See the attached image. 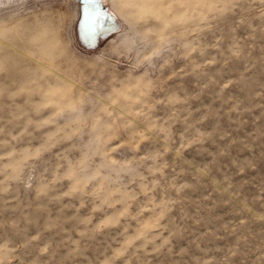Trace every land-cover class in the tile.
I'll return each instance as SVG.
<instances>
[{"label": "rangeland", "instance_id": "1", "mask_svg": "<svg viewBox=\"0 0 264 264\" xmlns=\"http://www.w3.org/2000/svg\"><path fill=\"white\" fill-rule=\"evenodd\" d=\"M102 3L0 0V264H264V0Z\"/></svg>", "mask_w": 264, "mask_h": 264}, {"label": "water", "instance_id": "2", "mask_svg": "<svg viewBox=\"0 0 264 264\" xmlns=\"http://www.w3.org/2000/svg\"><path fill=\"white\" fill-rule=\"evenodd\" d=\"M82 8L84 3H95L93 5V11L91 8V13L88 16V9H86L85 14L82 11L80 19L77 23V36L79 40L89 48H93L97 45L98 40L105 35L102 34V31L105 27H109V33L106 36L110 35V33L116 31L119 28L118 22L115 18L107 12L108 10L104 7L102 0H80ZM83 10V9H82ZM88 16L89 18H86ZM97 35H99L97 37ZM105 36V37H106ZM104 37V38H105ZM103 39V38H102Z\"/></svg>", "mask_w": 264, "mask_h": 264}, {"label": "bare ground", "instance_id": "3", "mask_svg": "<svg viewBox=\"0 0 264 264\" xmlns=\"http://www.w3.org/2000/svg\"><path fill=\"white\" fill-rule=\"evenodd\" d=\"M102 1H104V0H102ZM145 0H142V2H144ZM93 5H95V3H84L83 2V6H82V8H81V14H82V11L84 12V14H85V11H86V9H88V16H89V14L91 13V8L93 7ZM83 9V10H82ZM92 11H93V8H92ZM108 12V11H107ZM81 14H80V16H81ZM110 15V14H109ZM88 16H86V18H89ZM80 19V18H79ZM107 32L109 33V27H105L104 29H103V31H102V34H104L105 36H106V34H107ZM99 35H97V37H98ZM104 36V37H105ZM104 37H99V38H104Z\"/></svg>", "mask_w": 264, "mask_h": 264}]
</instances>
